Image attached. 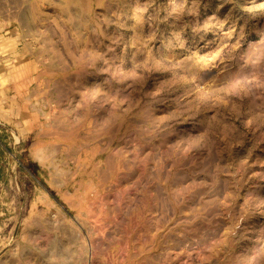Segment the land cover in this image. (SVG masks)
Masks as SVG:
<instances>
[{"label":"rangeland","instance_id":"obj_1","mask_svg":"<svg viewBox=\"0 0 264 264\" xmlns=\"http://www.w3.org/2000/svg\"><path fill=\"white\" fill-rule=\"evenodd\" d=\"M0 264H264V0H0Z\"/></svg>","mask_w":264,"mask_h":264}]
</instances>
